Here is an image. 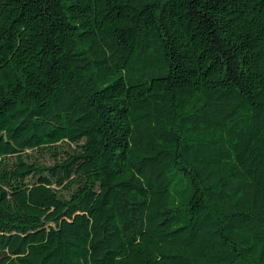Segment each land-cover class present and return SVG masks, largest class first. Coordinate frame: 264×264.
Masks as SVG:
<instances>
[{"label": "trees", "instance_id": "trees-1", "mask_svg": "<svg viewBox=\"0 0 264 264\" xmlns=\"http://www.w3.org/2000/svg\"><path fill=\"white\" fill-rule=\"evenodd\" d=\"M0 264H264V0H0Z\"/></svg>", "mask_w": 264, "mask_h": 264}]
</instances>
